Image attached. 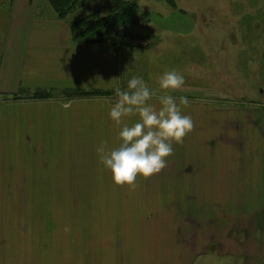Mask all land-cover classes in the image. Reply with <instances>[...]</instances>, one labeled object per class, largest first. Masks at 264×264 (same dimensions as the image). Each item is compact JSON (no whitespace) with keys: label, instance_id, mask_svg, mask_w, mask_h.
<instances>
[{"label":"rangeland","instance_id":"obj_1","mask_svg":"<svg viewBox=\"0 0 264 264\" xmlns=\"http://www.w3.org/2000/svg\"><path fill=\"white\" fill-rule=\"evenodd\" d=\"M128 1L137 5L138 14L120 31H112L123 37L114 51L115 89L127 90L128 81L139 76L156 93L152 100L158 104L160 95L170 94L177 103L186 97L190 103L182 113L191 116L194 130L182 143L173 142L166 168L149 178L138 177L134 188L115 185L98 154L82 163H74L75 156L43 159L45 165L35 169L50 171L51 185L0 188V264H244L240 242L244 258L264 264V236L252 237V227H264V209L256 221L246 217V242L236 231L245 221L232 218L229 236L217 217L220 210L241 217L255 209L251 203L264 192V168L243 165V170H231L227 183L232 190L218 209L219 192L199 188L206 173H191L186 180L179 173L182 161L173 159L203 155L206 148L201 143L221 120L214 114L216 108L236 110L240 121L242 110L255 109L264 120V0ZM12 2L0 0V38ZM94 10L82 9L65 21ZM169 70L182 74L185 83L166 93L158 81ZM111 97L107 99H118L115 92ZM259 160L263 166L264 157ZM81 165H87L91 174L87 181L77 182L72 175ZM19 169L23 168H14ZM11 171H6L7 177ZM255 173L257 181L249 187ZM236 182L243 184L242 191L235 189ZM234 191L241 201H236ZM208 213L213 220L206 219ZM187 215L197 221L199 230L194 224L188 229L183 219ZM188 234L200 237L194 255L183 246ZM207 237L210 240L204 241Z\"/></svg>","mask_w":264,"mask_h":264},{"label":"crops","instance_id":"obj_2","mask_svg":"<svg viewBox=\"0 0 264 264\" xmlns=\"http://www.w3.org/2000/svg\"><path fill=\"white\" fill-rule=\"evenodd\" d=\"M47 2L13 0L6 28L0 38V188L51 185L54 179L50 180V171L35 169L45 165L43 159L75 156L73 162L78 160V163H82L86 158L95 157L101 144L110 149L120 144L121 125H117L109 116L117 99L110 101L107 97H86L68 100L63 94L72 90L115 91L116 54L113 47L110 44H76L69 23L54 16L55 12L45 5ZM47 91L52 93L47 100L30 99L35 92ZM151 103L159 106L153 100ZM215 110L217 112L214 114L221 120L217 122L214 134L201 143L206 148L203 155L173 159L182 161L179 173L185 174L186 180L191 173H206L202 175L205 181L198 182L199 188L203 191L207 189L209 194L213 189L219 192V209L227 202V193L232 190L227 183L231 170H243V165L245 169L264 168V163L262 166L259 160L261 156L264 157V120L255 109L242 110L239 113L241 121L236 116V110ZM255 114L262 119L255 117ZM138 119V116H132L125 118L124 122L132 124ZM8 169L13 172L7 177ZM220 171H224V174ZM89 174L91 171L88 172L87 165H81L76 167L72 176L78 177L75 181L82 182L87 181ZM63 176L64 172L60 174V177ZM220 176L224 177L223 182ZM256 181L255 173L248 186ZM235 185L237 190L243 186L237 182ZM236 191L232 194L236 201H241ZM259 195V204L251 203L255 209L241 217H229L226 211H219L217 217L221 218L223 232L226 230L231 236L234 228L230 221L235 218L239 222L245 221L241 223L243 228L235 229L240 237L245 235L246 217L256 221L257 213L264 209V192ZM188 196L187 202L190 199ZM180 198L185 199L184 194ZM209 215L206 219L213 220ZM183 219L188 229L194 224L199 230L197 221L192 220L190 215ZM252 230L253 238H263L262 225L252 227ZM199 238L187 235L189 241L183 246L190 250V254L199 248ZM243 238L246 242V235ZM208 240L209 237L204 241ZM234 240L236 244V238ZM228 241L231 248V241ZM240 243L237 246L244 264H254L243 257L246 252Z\"/></svg>","mask_w":264,"mask_h":264},{"label":"clouds","instance_id":"obj_3","mask_svg":"<svg viewBox=\"0 0 264 264\" xmlns=\"http://www.w3.org/2000/svg\"><path fill=\"white\" fill-rule=\"evenodd\" d=\"M158 83L159 89L167 93L181 89L185 80L176 70H169ZM115 95L118 99L109 116L121 125L120 144L112 149L101 144L96 151L115 185L134 188L138 177L149 178L167 167V158L173 155L172 143H182L195 125L190 115L182 113V107L190 103L186 97H180L177 103L170 94L160 95L157 108L151 103L156 93L142 77L133 76L127 90L116 88ZM132 116L139 119L132 124L124 122Z\"/></svg>","mask_w":264,"mask_h":264},{"label":"trees","instance_id":"obj_4","mask_svg":"<svg viewBox=\"0 0 264 264\" xmlns=\"http://www.w3.org/2000/svg\"><path fill=\"white\" fill-rule=\"evenodd\" d=\"M51 8L60 20H66L71 14L79 13L82 9H95L94 12L70 21L69 30L73 41L78 45L110 44L116 52V42L119 33H112L114 29L121 30L130 24V18L137 16L138 7L128 0H49ZM112 33V34H111ZM111 91H65L63 94L68 99L86 97H111ZM51 92H35L30 99L47 100Z\"/></svg>","mask_w":264,"mask_h":264}]
</instances>
